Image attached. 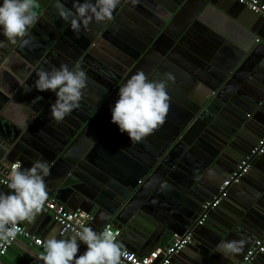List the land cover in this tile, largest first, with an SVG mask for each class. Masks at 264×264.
<instances>
[{"label":"crops","instance_id":"obj_1","mask_svg":"<svg viewBox=\"0 0 264 264\" xmlns=\"http://www.w3.org/2000/svg\"><path fill=\"white\" fill-rule=\"evenodd\" d=\"M260 1L264 3V0ZM62 2L64 6L71 5L72 0ZM234 2L137 0L131 4L130 0H122L113 11L111 21L96 24L103 36L95 40L97 44L93 50L98 59H94L93 64L98 68L96 73L102 77L95 80L94 74L90 73L87 77L91 83L82 92L79 109L56 123L49 116V105L54 103L55 94L28 89L39 70H50L61 64L71 67L80 65L81 61L77 60V48L71 42L60 38L59 43H55L48 39L47 31L54 30V24L63 20L52 7L53 0H38L37 22L25 37L29 43L0 46V164L17 161L18 157H22V168L30 167L35 160L46 161L49 175L44 182L47 179L66 181L70 188L66 199L71 205H83L89 210L91 206L83 203L85 198L95 199L97 207L85 210L97 216L87 225L93 229L106 218L104 212L95 213L99 205L105 210H121L125 217L137 214L140 222L154 228L151 239L154 246H145L142 255L163 248L175 234L190 232L191 242L177 257H172L170 264H237L241 261L239 257L253 245L255 235L260 237L264 232V228L259 229L260 223H264L261 220L264 217V191L257 190L259 170L250 169L239 188L228 189L229 198L221 201L219 213L212 212L216 219L210 218L211 213L207 223L198 227L196 221L201 212V201L210 199L216 189L209 179L214 177L220 183L221 175L229 173L225 170L228 166L225 164L223 168L213 163L212 170L218 175L214 176V173L199 168L197 161L200 158L189 153L190 158L180 156L178 152L169 158L168 161L174 163L172 168L164 166L155 157L159 146L165 145L163 142L169 130L178 126L194 106L192 96L197 98L209 90L198 77L209 78L210 68L221 77L232 63L230 69H233L232 61L242 43L250 40L260 44L264 21L260 23L256 17L261 15L248 9L241 10ZM63 26L67 29L68 24ZM3 39L0 36V40ZM254 61L256 67L250 66L241 81L227 79L229 82L223 83L225 88L231 89L232 96L237 93V85L240 88L244 83L254 91L259 89L253 83L256 80L253 76L264 79V60L255 58ZM137 71L144 72L152 80L163 79V74L168 72L174 76V81L166 85L169 108L163 124L143 142L132 144L126 133L119 132L110 122V108L119 86ZM229 95L220 100V106L226 107L231 98ZM36 96L41 99L32 102ZM236 101H239L238 97ZM258 116L264 121V111ZM217 124L224 126L220 119ZM201 172L208 176L204 177ZM161 181L169 185L163 191L160 190ZM0 191L8 192L2 187ZM55 195L51 196L66 206ZM239 198L246 199L247 210L244 208L241 218L235 221L229 211L238 207ZM222 223L233 227L226 229L217 242L210 236L216 228L225 229ZM19 224L42 242L52 229L62 233L58 238H67L71 234L54 223L49 213L42 211L33 221ZM241 239L245 244L231 259L217 253L219 242ZM118 241L121 244L122 239ZM13 248L7 256V260H11L7 264H43L39 259L43 249L27 247L21 238ZM84 249L85 246L80 244L77 254ZM132 251L138 253V250Z\"/></svg>","mask_w":264,"mask_h":264},{"label":"clouds","instance_id":"obj_2","mask_svg":"<svg viewBox=\"0 0 264 264\" xmlns=\"http://www.w3.org/2000/svg\"><path fill=\"white\" fill-rule=\"evenodd\" d=\"M122 0H72L71 8L62 0H53L52 7L57 16L67 22L75 35L88 31L90 25L111 21L113 11ZM137 0H130L135 4ZM38 0H0V46L27 45L29 30L37 22ZM87 74L77 63L69 67L61 64L50 70H39L32 87L38 92L45 90L55 94L49 105V116L60 123L73 110L79 109L82 92L86 88ZM174 81L171 73L165 72L163 79L152 80L144 72L132 74L117 91L110 108V122L121 133H126L132 144L143 142L165 120L169 108L166 85ZM36 96L32 102L40 100ZM7 193L0 191V241L9 242L16 235L19 222H31L41 211L47 191L44 178L49 175L46 161L35 160L28 168H22L19 160L6 165ZM165 181L160 190L167 189ZM62 233L50 230L42 242L43 264H121V248L116 233L107 225L100 231L81 225L67 238H58ZM80 244L85 249L79 255ZM245 240H223L216 251L231 259L241 252Z\"/></svg>","mask_w":264,"mask_h":264},{"label":"water","instance_id":"obj_3","mask_svg":"<svg viewBox=\"0 0 264 264\" xmlns=\"http://www.w3.org/2000/svg\"><path fill=\"white\" fill-rule=\"evenodd\" d=\"M233 1H235L234 3H236V5L241 10L247 9L244 5L238 3L236 0ZM65 6L67 8H71L70 4H67ZM256 18L260 23L264 21L261 16H258ZM64 23L67 24V22L65 21H62V23H55V29L51 30V32L46 30L48 39L51 42L55 43H59L60 38L64 41L71 42L73 46L77 48V60L81 61L80 66L85 70L87 76L92 73L94 74L92 75V77L95 80L100 79L102 76L96 73L98 71V68H96V66H94L93 64L94 59H98L94 54L93 50V48L96 47L95 45L97 44L95 40H97V38L101 39V36H103L102 30L100 31V26L92 24L90 25V29L88 31L81 30L78 35H75L70 29L69 25L67 29H64ZM255 25L260 26L261 24L255 23ZM72 35H74V37H71ZM255 58L264 60V36H262L260 44L258 45L253 44L250 40L242 43L240 48H237V55L235 60L232 61L234 62L233 69H230V67L233 65L232 63L230 64V67L225 70V73L222 74L221 77L216 75V73L212 71L211 68L208 69L207 72V74L210 76L209 78H204L201 76L198 77L204 84L209 87V90L206 92V94H201V96L197 98L192 96L194 106L190 108V112H188L186 116L183 117V121L179 123L178 126L169 130V134L165 137L163 142V144L165 145L159 146V150H157L155 156L158 158V162H161L164 166L168 168H172L174 166V163H170L168 161L169 158L173 157L176 152H178L180 156L190 158L188 155L189 153L197 157V159L200 158L197 161L199 168L205 170L206 173H214V176H218L217 173L212 170L213 163L223 168H225L226 164L228 168H225V170L229 172L228 174H230L236 168L241 158L250 155V152L253 147L258 143L261 138L264 137V121H262L260 116H258L260 112L264 111V79H261L260 76L254 75L253 77L256 80L253 83L258 86L259 89L254 91L247 87V83H244L242 86L240 85L241 89L239 88V85H237V93H235L233 96L230 94L231 89L225 88V85L223 86V83L229 82L227 79L241 81V76L249 72V67H254ZM102 63L97 64L101 65ZM102 66L104 67V64H102ZM87 78L88 79L86 85H89L91 83V80L89 77ZM92 86L94 87L95 85ZM89 88L91 87L89 86ZM228 95L231 96V98L226 104V107L220 106V100L228 97ZM236 97H238L239 101H236ZM219 119L224 123V126L217 124V121ZM220 128H222V130ZM217 130H219L218 133ZM207 142L210 145V150H206V146L208 145ZM200 143H203L204 145L201 146ZM183 157L181 158L182 160L184 159ZM263 158L264 153L258 156L251 157L250 169L259 170V174L257 173L259 175V179H257V181L259 182L257 190L259 192L264 191V166H260V163H262V161L264 160ZM193 159L196 160L195 158ZM17 160L22 162V157H18ZM201 174H203L204 177L208 176L203 172H201ZM247 174L248 173L243 175L240 178V182L231 185L229 189L234 190L236 188H239L241 183L245 181V177ZM227 175L226 173L225 175H221L220 183H218L214 177L209 179V181L212 182L216 188L214 195L217 193L220 184L226 178ZM65 182L66 181H61L60 179H52L50 181L47 179L45 181L47 193L51 194L52 196L56 194L55 196H57V199L60 202L65 203V205L69 209L80 208L83 210L85 208L83 205H71L69 201H67L66 193L70 191V188L66 185ZM186 186H189V183ZM0 187L5 189L3 186ZM212 197H210V199ZM226 198L229 197L227 196ZM206 200L209 199L202 200L201 204ZM245 200L246 199L239 198V202L237 204L238 207H233L232 211H229L233 220H239L241 218V211L244 208H246L247 210ZM83 203H88V205L91 206L89 210H92V208L97 207L95 199L91 200L90 198H85V201ZM218 207L209 212L207 219L210 217V214L213 211L219 213L217 212ZM84 210L89 211L88 209ZM41 211L45 214L49 213L48 211H44L42 208ZM100 211L106 214V218L101 221L100 225H96L97 229L94 230L100 231V229L106 223L112 224L114 227L120 230L119 238L122 239V247H126L131 251L138 250L137 255L139 256L142 255L141 250L145 246H154V241L151 242L154 233L153 225L148 224L147 226L146 224L140 222L137 214L125 217L124 213L121 210H105L102 208V206L99 205L98 209L95 210V213H98ZM262 212L264 215V211ZM89 214L93 217V219L97 217L96 215H94V217L92 213ZM213 214L214 213H212V216L210 218L216 219L214 217L215 214ZM261 218V220L264 222V217ZM207 219L201 225L206 224ZM54 223L56 222L54 221ZM201 225L196 226L199 227ZM222 225L223 227H225V229L216 228V231L212 232V236H210L212 237V239L217 240V242L219 238H221V236L225 234L226 229H231L233 227L226 226L227 224L224 223H222ZM260 225L261 226H259V229H263L264 223H260ZM256 238H258V235H255V239ZM250 246H248L247 249ZM180 252L173 255V257H177ZM242 257L243 256L239 257V259L241 260ZM262 258H264V252L256 254L250 263L254 264L256 261H261ZM262 262L260 264H262Z\"/></svg>","mask_w":264,"mask_h":264},{"label":"built area","instance_id":"obj_4","mask_svg":"<svg viewBox=\"0 0 264 264\" xmlns=\"http://www.w3.org/2000/svg\"><path fill=\"white\" fill-rule=\"evenodd\" d=\"M238 3L244 5L247 9L254 13L260 14L264 17V3L260 0H236ZM264 153V137L261 138L258 143L253 147L250 155H247L240 159L236 168L222 181L217 193L209 200L204 201L201 204V212L196 224L201 225L207 219L209 212L217 208L221 201H223L228 194V189L231 185L240 182V178L248 173L251 167V157L258 156ZM11 164V163H9ZM6 164V165H9ZM0 164V186H3L7 191V173L10 171L9 167ZM44 211H48L53 220L68 233H73L74 230L79 229L81 225H88L93 217L80 208L69 209L63 204L57 202L50 194L47 193L46 200L41 207ZM108 226L116 233L117 240L120 236V230L114 227L110 223H106L104 226ZM103 226V227H104ZM103 227L101 229H103ZM100 229V230H101ZM21 238L27 247H42V240L39 237L31 235L24 227L19 223L16 225V235L9 242L0 241V264L2 259L8 253L9 249ZM191 233L175 234L170 243L163 248L154 249L147 254L137 255L135 252L122 247L121 248V264H170L173 255L182 251L191 242ZM264 252V232L253 242V245L244 254L241 261L237 264H247L258 253Z\"/></svg>","mask_w":264,"mask_h":264},{"label":"trees","instance_id":"obj_5","mask_svg":"<svg viewBox=\"0 0 264 264\" xmlns=\"http://www.w3.org/2000/svg\"><path fill=\"white\" fill-rule=\"evenodd\" d=\"M14 245L9 249V251H8V253L6 254V256H4L3 257V259H2V264L5 262L6 264H7V261H11V260H7V256L9 255V254H11L13 251H14Z\"/></svg>","mask_w":264,"mask_h":264}]
</instances>
